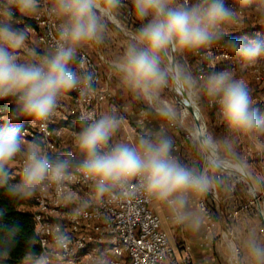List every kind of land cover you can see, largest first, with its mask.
<instances>
[{"label": "clouds", "instance_id": "9594fccd", "mask_svg": "<svg viewBox=\"0 0 264 264\" xmlns=\"http://www.w3.org/2000/svg\"><path fill=\"white\" fill-rule=\"evenodd\" d=\"M0 7V101L14 98L12 119L24 118L44 127L55 115L59 100L73 90L81 95L94 91L90 74L72 67L77 49L85 44H99L104 39V18L112 20L122 0H51L50 12L63 22L59 25L53 52L39 63H18L16 52L26 40L24 31L10 23L14 16H28L37 10V0H2ZM234 9L225 0H132L133 14L146 21L134 35L123 55L113 64L122 83L138 99L151 103L161 88L169 83V72L182 86H194L193 78L178 65L162 67L171 52H198L225 38V27L237 20L241 10L255 4L257 18L264 22V0H233ZM245 63L264 54V40L242 43L229 40ZM205 95L217 105L225 125L233 130L250 132L264 129V118L254 107L248 85L233 80L228 71L210 73L204 84ZM167 123L174 112L165 107L160 112ZM122 117L105 112L98 118L84 120L80 131L73 133L75 146L83 159L77 165L80 175L91 179L95 193L104 197L117 185L138 179L145 192L159 201L186 206L185 192H205L212 181L206 174L172 158V141L161 135L158 141L141 137L135 143L110 145ZM19 129L6 124L0 128V187L10 198H30L46 180L61 183L72 165L69 158L57 159L46 154L40 140L25 144ZM199 141L213 148V141L201 135ZM23 159L20 180L9 183V166ZM170 197H175L170 200ZM58 235L56 243L68 242ZM260 251V250H258ZM4 256H7L5 251ZM40 257L35 264H45Z\"/></svg>", "mask_w": 264, "mask_h": 264}, {"label": "built area", "instance_id": "2783aa9c", "mask_svg": "<svg viewBox=\"0 0 264 264\" xmlns=\"http://www.w3.org/2000/svg\"><path fill=\"white\" fill-rule=\"evenodd\" d=\"M195 2L188 0L189 4ZM225 2L229 7L237 8L233 0ZM126 5L127 0H122L120 8H126ZM0 7H3L2 0ZM50 9L51 0H37V10L33 14L14 16L10 22L14 29L26 32L28 37L16 52L18 63H39L46 54L53 52L58 28L63 21L53 15ZM241 13L232 25L225 27L223 40L215 42L210 48L189 52L193 59L192 68L195 70V80L202 84L214 72L228 71L233 80L244 76L243 82L248 85L254 107L264 118V54L254 62L245 63L228 43L229 40L242 43L264 40V31H261L264 26L259 24L245 33L239 31L249 26L244 23L247 16L245 9ZM125 14L130 16L131 11L126 9ZM28 41L31 45L27 44ZM72 67L78 73L92 76L94 91L81 95L77 89L64 95L59 100L55 115L44 127L22 117L12 119L10 104L14 98L0 101V125L17 127L26 145L33 140H40L47 155L72 160L63 182L46 180L30 198H23L26 203H30L39 253L25 258L21 264H35L40 257L46 258L45 264H194L188 247L174 245L161 230L159 218L149 207L153 196L145 192L138 179L130 180L124 186L117 185L104 197H98L94 181L77 171L83 156L76 149L73 133L80 131L84 120L90 121L101 116L103 104L110 94L102 84L99 68L86 53L80 52ZM240 68L243 72L238 74ZM249 84L254 88L251 89ZM206 106L219 116L220 124L239 141L251 139L256 134L264 138V129L242 132L228 128L220 116L218 105L212 99H207ZM246 154L251 156L250 150ZM14 163L15 169L9 170L21 173L23 159L18 157ZM201 173L207 175L205 168ZM208 193L217 200L213 180ZM198 206L204 216L211 220L204 199L199 201ZM245 209L242 206L239 211ZM237 213L233 211L231 215L235 217ZM61 234L69 238L66 244L56 243ZM229 246L230 263L238 264L240 252L232 242H229ZM0 264L6 263L0 261Z\"/></svg>", "mask_w": 264, "mask_h": 264}, {"label": "rangeland", "instance_id": "374dc122", "mask_svg": "<svg viewBox=\"0 0 264 264\" xmlns=\"http://www.w3.org/2000/svg\"><path fill=\"white\" fill-rule=\"evenodd\" d=\"M127 3L129 6H133L132 0H127ZM245 15L247 16L244 19V23L249 25L244 28L246 31L256 28L259 24L264 26V22H261L257 18L255 4L245 8ZM104 22L107 23L106 25L108 27H114L116 29L118 36L122 41L125 42V45H129V43L133 42L132 38L139 30L133 27V25L128 26L123 24V22L117 17V13H115V18L112 20L104 18ZM141 22L145 23L146 21ZM244 29H240L239 31L243 32ZM30 43V41L27 42L28 45H31ZM175 59L176 65L183 68V70L190 74L193 78L194 86H184V90L187 96L190 98L192 104L200 112L201 117L199 118V121L200 123H202L201 120L203 121L206 127V134L213 141L212 150L218 159V163L223 166H227V168L233 167L234 169L239 170L242 168V170L249 176L255 187V190L257 191V199L260 210L262 214H264V138H262L261 135L256 134L251 137V139L243 138L239 141V139L235 138L231 131L227 128L226 129L231 133V137L223 134L219 130L221 127L219 116L214 114L212 111H209L206 106L208 97L205 95L203 90L205 83L202 84L198 80H195V70L192 68V56L189 52H175ZM170 65L169 51L168 56L163 59L161 66L166 67ZM241 72H243L242 68L238 69L237 73L241 74ZM239 78L240 81L245 79L244 76L237 77L238 80ZM172 83V73L169 72V83L167 86L160 89L158 98L151 103L144 101V103L148 106V110L160 117V112L163 108H170L174 112V118L168 121L171 122V129L182 138L188 151L191 153L190 158H188V156L183 158V164L189 168L194 167L193 169L199 173H201L205 168L208 177L211 181L213 180L216 185L218 179H223L224 182L229 184L233 189L231 191L233 194L230 196L228 204L231 205L230 209L232 211L230 212L228 218L224 217L220 213L221 211L218 207L216 208L219 212L216 213L215 217L214 242H217L218 244V248L215 250V252L218 253V259H215V254H212V252L214 253V250L212 251V245L214 244L213 242L211 247L209 246L211 248L210 257L213 258L211 261H214L215 264L218 261L219 262L217 264H230L228 260L230 254L229 242H232L237 247L241 255L238 264H241L244 254H246V256L251 260L255 258L257 259L259 257L262 261L261 264H264V220L261 219L258 213L257 203L254 199L253 193L240 177L228 173L206 160L207 154H205L201 145L193 136V133L196 131L193 115L188 111V109H185L180 104L179 100L182 98L176 95L172 88ZM249 86H251V89L254 88L252 87V84H249ZM10 105L14 110L15 100H12ZM2 126H5V124ZM247 150H250L251 156L246 154ZM225 157H233L237 159L241 168L235 162L226 160ZM15 165L16 164L13 163L11 166H9V169L14 170ZM16 173L18 172L15 170L14 174ZM210 187L211 184L208 190L203 192L204 196H211L208 193L210 191ZM238 206L239 208H237ZM242 206L246 207V209L239 211L240 207ZM233 211H238L235 217L231 215ZM166 232L170 241L174 245H177L178 243H180L178 245H182V236L187 237V233L184 228L181 230L179 226L175 227L173 237L168 228Z\"/></svg>", "mask_w": 264, "mask_h": 264}, {"label": "crops", "instance_id": "0c3cea01", "mask_svg": "<svg viewBox=\"0 0 264 264\" xmlns=\"http://www.w3.org/2000/svg\"><path fill=\"white\" fill-rule=\"evenodd\" d=\"M127 46L128 44L125 45V42L118 36L116 29L106 25L104 39L101 43L82 45L76 53V57L80 52H84L92 59L100 70L102 84L110 94L103 104L101 115L105 112H113L123 118L122 127L117 130L110 143L111 145L118 142L131 144L139 141L141 137H151L155 142L161 135H166L172 141V158L183 164V158L187 156L190 158L191 153L182 138L171 129V122L165 123L161 117L151 113L144 101L138 99L125 87L119 74L113 68L114 62L123 55ZM183 195L187 201L184 207L167 201H159L155 197L149 207L159 218L160 228L166 234L167 228L172 237L175 227L179 226L181 230L184 228L187 237L182 236V243L188 247L194 264H215L211 261L213 258L210 257V247L215 241L216 220L213 218L208 220L199 209L198 203L204 198L203 192L189 191ZM169 199L174 200L175 197ZM212 248V251L214 250L212 254H215V259H218V253L215 252L218 248L217 242H214ZM261 262L259 257L251 260L244 254L241 264H261Z\"/></svg>", "mask_w": 264, "mask_h": 264}, {"label": "trees", "instance_id": "16d2710c", "mask_svg": "<svg viewBox=\"0 0 264 264\" xmlns=\"http://www.w3.org/2000/svg\"><path fill=\"white\" fill-rule=\"evenodd\" d=\"M126 9L131 11L130 16H126ZM116 13L123 24L133 25L137 29L143 26L144 22L138 21L133 14V6L126 5V8H118ZM261 31H264V28H261ZM243 32L247 31L244 30ZM2 127L4 126L0 125V128ZM219 130L228 137L231 134L223 125ZM20 175L21 173L14 174L9 170V183L18 182ZM232 190L223 179H218L216 185L217 201L211 196H204L203 199L213 219L219 212L217 207L224 217L228 218L230 215L232 210L230 209L231 205L228 204L230 196L233 194ZM5 251L7 256H4ZM38 253L39 247L34 234L30 203H26L23 198H10L5 189L0 187V261L6 264H21L25 258L35 256Z\"/></svg>", "mask_w": 264, "mask_h": 264}, {"label": "water", "instance_id": "95a60500", "mask_svg": "<svg viewBox=\"0 0 264 264\" xmlns=\"http://www.w3.org/2000/svg\"><path fill=\"white\" fill-rule=\"evenodd\" d=\"M170 63H171V66H175L176 65L175 52H171L170 51ZM172 82H173L172 83L173 90H176V88L180 89V91H178V96H180L184 101L187 102L188 111L192 115H195V113H196V114L199 115V117H201L199 110L192 104L190 98L185 93L184 86L180 85L178 82H176L173 79V74H172ZM201 122L202 123H200L199 120H195L196 128L200 131V134L197 137V141L201 145V147L204 150L205 154L212 156V153H211L212 149L209 150L203 144H201L200 141H199V137L201 135H206L207 136L206 127H205V125H204L202 120H201ZM225 159L228 160V161H231V162H235L238 166L240 165L239 161L237 159L233 158V157H225ZM216 160L217 161L213 162L214 165H216L217 167L225 170L228 173H231V174H233L235 176L240 177L247 184V186L249 187L250 191L253 193L254 199H255V201L257 203L258 213H259L261 219L264 220V214H262V212L260 210L259 202H258V199H257V191L255 190V187H254L253 183L251 182L249 176L242 170V168L240 166L239 167L241 168L242 171L239 172L238 170L234 169L233 167L232 168H227L226 166H223V165L219 164L218 163V159H216Z\"/></svg>", "mask_w": 264, "mask_h": 264}, {"label": "bare ground", "instance_id": "6f19581e", "mask_svg": "<svg viewBox=\"0 0 264 264\" xmlns=\"http://www.w3.org/2000/svg\"><path fill=\"white\" fill-rule=\"evenodd\" d=\"M174 91H175L176 95H178V91H180V89H179V88H176V90H174ZM179 102H180V104H181L185 109H187V102H186V101H184L183 99H180ZM185 111H186V110H185ZM193 118H194V120H199L200 117H199L198 114L195 113V115H193ZM199 134H200V131L196 128L195 133H193L194 138L197 139V137L199 136ZM211 153H212V156H210V155H206V160H207L209 163H212V164H213V162L217 161V160H216L217 158H216L215 153L213 152V150H211ZM226 167H227V166H226ZM236 170H238L239 172L242 171V170H239V169H236Z\"/></svg>", "mask_w": 264, "mask_h": 264}]
</instances>
